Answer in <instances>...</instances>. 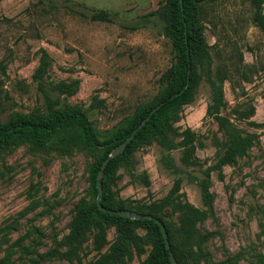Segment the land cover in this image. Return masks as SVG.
I'll return each mask as SVG.
<instances>
[{"label": "rangeland", "instance_id": "1", "mask_svg": "<svg viewBox=\"0 0 264 264\" xmlns=\"http://www.w3.org/2000/svg\"><path fill=\"white\" fill-rule=\"evenodd\" d=\"M71 1L109 11L113 21L75 15L61 0H0V63L5 67L0 70V121L47 113L51 104L56 109L76 106L104 140L154 98L174 61L162 18L168 0ZM200 3L211 66L207 61L197 66L192 101L180 108L174 122L179 132L190 129L198 136L199 166L184 168L178 147L167 149L156 141L133 146L118 159L108 189L131 208L158 202L177 177L167 165L172 159L186 170L180 189L184 199L208 210L200 187L187 174L202 176V170L210 169L214 213L198 225L200 232L210 233L202 245L207 255L202 264H264V33L253 22L251 0ZM149 14L152 23L131 29ZM209 70L217 82L225 78L220 115L237 133L255 136L245 155L223 167V178L215 165L230 138L211 115ZM61 83H75L77 91L63 95L57 88ZM102 153L43 151L30 144L0 148V264H90L110 249L118 236L111 223L108 243L99 252L93 233L76 252H69L64 241L77 203L94 198L90 168ZM169 214L168 209L165 217ZM136 232L148 240L146 227ZM151 251L152 243H145L144 252L134 251L127 264H143Z\"/></svg>", "mask_w": 264, "mask_h": 264}, {"label": "trees", "instance_id": "2", "mask_svg": "<svg viewBox=\"0 0 264 264\" xmlns=\"http://www.w3.org/2000/svg\"><path fill=\"white\" fill-rule=\"evenodd\" d=\"M61 2L64 3V9L75 15L89 17L93 21H113L109 11L90 9L71 0H61ZM251 4L254 7L253 22L264 33V0H251ZM203 8L200 0H182V3L180 0H168L162 18L166 23L165 34L173 42L174 61L159 80L160 87L154 98L140 105L134 115L121 128L113 130L106 139L100 140L87 113L76 106L66 105L56 109L51 104L47 113L18 115L11 120L0 121L1 149L30 144L39 150H55L60 153H69L75 148L103 151L102 157L90 168L91 194L94 198L92 200L82 198L77 203L70 232L64 239L69 252H76L84 244L87 236L93 233V246L99 252L108 243L107 224L116 225L118 236L115 242L108 251L100 254L90 264H127L128 258L134 251L138 254L144 252L145 243H152V251L143 264H171L169 251L157 223L152 220H131L104 213L96 203L97 176L104 161L117 146L129 138L151 111L162 103L160 109L151 115L128 144L124 153L111 159L106 166L102 177L103 196L100 204L107 210H130L160 219L166 227L171 250L178 264H202L207 258L202 245L209 239L210 233L203 234L198 229V225L214 213L210 169L202 170V176L187 174L189 181L200 187L203 202L208 210H201L184 199L180 189L184 181L181 175L186 174V170L177 167L172 159L168 160L167 165L177 177L168 195L158 202L144 208H131L125 201L115 199L108 189L110 182L115 178L118 159L129 154L133 146L156 141L167 149L178 147L182 151L181 162L184 168L199 166L195 157L198 136L190 129L179 132L174 127V122L177 120L180 108L192 101L199 79L197 66L205 61L208 62L209 67L211 66L209 46L201 22ZM89 11L92 12L90 15L87 13ZM151 17L152 14L142 16L141 23L133 25L131 29L136 30L152 23ZM44 69L43 64L39 70L40 77ZM0 70L5 72V67L1 63ZM208 79L214 92V110L211 111V115L230 138L227 148L215 165L223 178V167L235 163L238 157L245 155L254 144L255 136H243L237 133L232 123L220 115L224 101L225 78L217 82L209 70ZM57 88L63 95H72L77 91V84L61 83ZM177 138L180 141L175 144ZM168 209L170 217L166 218ZM173 215L176 216V221L171 219ZM138 226L147 228V241L136 232Z\"/></svg>", "mask_w": 264, "mask_h": 264}, {"label": "water", "instance_id": "3", "mask_svg": "<svg viewBox=\"0 0 264 264\" xmlns=\"http://www.w3.org/2000/svg\"><path fill=\"white\" fill-rule=\"evenodd\" d=\"M180 2L182 3V0H180ZM163 105L160 104L159 106H157L156 108H154L150 115L142 121V123L132 132V134L129 136V138L124 141L123 143H121L119 146H117L112 153L108 156V158L104 161L102 168L100 169L99 173H98V179H97V184H98V196H97V206L99 207L100 210H102L104 213H110L112 215H116V216H121L123 218H127V219H133V220H152L155 223L158 224V226L161 229L164 241H165V245L167 250L169 251L170 254V259H171V264H178L172 250H171V245H170V241L168 239V234H167V230L165 225L162 223V221L152 215H142V214H137L135 212H131L128 210H107L105 208H103L100 204L102 196H103V187H102V177H103V173L104 170L106 168V166L108 165V163L111 161V159L120 156L122 153H124V151L126 150L128 144L134 139V137L138 134V132L142 129V127L146 124V122L150 119L151 115H153L156 111H158L160 109V107Z\"/></svg>", "mask_w": 264, "mask_h": 264}]
</instances>
